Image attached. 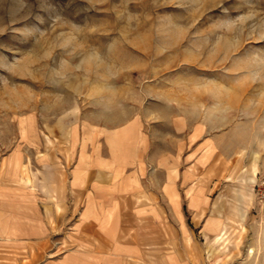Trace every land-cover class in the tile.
<instances>
[{
	"label": "rangeland",
	"instance_id": "374dc122",
	"mask_svg": "<svg viewBox=\"0 0 264 264\" xmlns=\"http://www.w3.org/2000/svg\"><path fill=\"white\" fill-rule=\"evenodd\" d=\"M147 109L206 124L245 180L239 246L215 262L201 238V263L264 264V0H0V196L50 199L83 124Z\"/></svg>",
	"mask_w": 264,
	"mask_h": 264
},
{
	"label": "crops",
	"instance_id": "0c3cea01",
	"mask_svg": "<svg viewBox=\"0 0 264 264\" xmlns=\"http://www.w3.org/2000/svg\"><path fill=\"white\" fill-rule=\"evenodd\" d=\"M151 118L83 124L50 199L1 193L0 253L17 252L18 264H202L245 219L244 179L206 124Z\"/></svg>",
	"mask_w": 264,
	"mask_h": 264
},
{
	"label": "bare ground",
	"instance_id": "6f19581e",
	"mask_svg": "<svg viewBox=\"0 0 264 264\" xmlns=\"http://www.w3.org/2000/svg\"><path fill=\"white\" fill-rule=\"evenodd\" d=\"M257 159H258V153L255 152L254 153V161H253V164H252L251 169L249 171V174H250L249 176H250L251 181H254L256 179L257 174L259 172V165L257 163ZM247 190H248V188H247ZM246 192H248V191H246L245 187L244 188L242 187L241 190L238 191V194H239V196L244 197V196H246ZM240 242H241L240 235L235 237L234 235L229 234V230L226 227L223 230V232L220 235H218L216 237V239L214 240V245H216V246L212 247L213 249L211 250V254L213 256H218V258L216 259L215 262H217L218 260L228 259L231 255V253L233 252V249H234L233 247L239 246ZM211 254H210V256H211Z\"/></svg>",
	"mask_w": 264,
	"mask_h": 264
}]
</instances>
